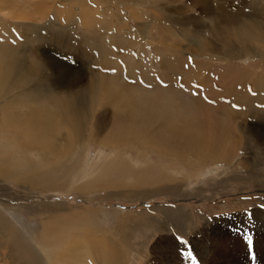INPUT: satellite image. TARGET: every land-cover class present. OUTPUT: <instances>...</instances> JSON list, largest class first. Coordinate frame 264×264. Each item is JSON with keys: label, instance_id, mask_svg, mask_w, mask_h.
Masks as SVG:
<instances>
[{"label": "rangeland", "instance_id": "rangeland-1", "mask_svg": "<svg viewBox=\"0 0 264 264\" xmlns=\"http://www.w3.org/2000/svg\"><path fill=\"white\" fill-rule=\"evenodd\" d=\"M40 1H0V61L5 62L6 53L13 54L16 61L24 58L28 68L39 73L26 78L25 88L14 90L20 96L8 103L23 117L37 108L57 109V104L71 99L82 106L84 122L77 138L72 124L71 129L58 118L48 136L50 149L23 137L18 144L11 138L6 142L0 132V149L4 150L0 153V264H25L23 250L36 263L52 261L51 245L46 246L51 253L41 254L39 244L61 234L63 242L72 243L67 252L84 255L83 264L260 261L263 255L255 243L264 245V241L254 234L253 226L264 225V137L261 143L249 139V134L244 138L240 124L258 127L256 120L262 119V127L251 131L264 130V52L216 58L212 47L198 46L200 40L215 43L206 27L219 9L215 0H207L210 10L191 0H80L93 17L84 22L79 13L74 14L80 5L76 0H52L46 17L33 11L34 3L41 7ZM222 2L241 16L264 17V0ZM5 7L8 13L2 11ZM184 7L187 10L178 14ZM55 12L68 15V20L65 16L57 20ZM176 16L180 22L172 24ZM190 36L197 42L185 39ZM256 46L254 42L252 47ZM172 59L182 61L183 71L177 77ZM45 62L47 66L39 68ZM228 67L254 77L236 81L232 71V76L224 75ZM62 70L70 79L77 77L72 88L66 93L52 84L48 92L40 89H47L41 84L44 77L53 80ZM223 75L233 87L229 90L241 92L242 97L226 93L229 86ZM10 98L8 94L6 100ZM161 102V109H155ZM196 107L205 114H199ZM147 109L155 116L147 130L158 135L163 130V135H172L170 140L185 149L190 140L182 132H189L184 120L196 115L204 128L219 132L223 140L236 141L240 148L226 159L171 152L145 145L143 140L123 145L111 141L114 134L120 138L118 126L134 122ZM47 234L50 237L43 238ZM83 234L96 240L81 245ZM8 236L13 237L17 252L4 242ZM119 252H130L128 259ZM219 253L222 257L217 263Z\"/></svg>", "mask_w": 264, "mask_h": 264}, {"label": "bare ground", "instance_id": "bare-ground-1", "mask_svg": "<svg viewBox=\"0 0 264 264\" xmlns=\"http://www.w3.org/2000/svg\"><path fill=\"white\" fill-rule=\"evenodd\" d=\"M51 1L52 0H41L40 1L41 7L38 6L39 5L38 3H34L33 5L35 7H37V10L34 7L33 11L34 12H39L40 11L43 15H45V13L47 11H49V9H51V8L48 7V5H50ZM171 1L169 3H171ZM173 1H175V0H173ZM191 1L195 5H198V3L199 4L201 3V5L204 6V4H206L203 7V9L207 8L208 10H210V7L208 6L209 4H208L207 0H191ZM215 1L217 2L216 5H217V7L219 9L215 13H214V11L212 12V13H214L212 18H211L212 21H210L206 25L207 31L210 34H212V39L215 41V43L207 44V43L203 42L202 40H200V42L198 43V46L200 48H205L206 50H208L209 47H212V54L215 55V53H217L216 58H222V57L226 58L227 56H229L231 58H237V56L241 57L242 55H245V54H249L250 55L252 53V55H253L254 51L258 52V53L261 52V51L264 52V20H262V19H264V17L262 19H258V18H255V17H249V18L248 17H244V16H241L239 13L230 11V6H225L224 5L225 3L222 2L223 0H218V1L215 0ZM36 2H38V1H36ZM42 2H44L45 4L42 3ZM76 3H80V5H78V9H76V13H74V14L79 13L81 18H82V21L83 20L86 21V20H89V19H93V17L91 16V13L88 11V8L85 6L86 3H84L83 1L80 2V0L79 1L76 0ZM262 4H263V12H264V2ZM80 7H83L84 10H81ZM58 9H60V8H58ZM180 9L181 10L180 11L178 10L179 12H177L178 14L182 13V9L187 10V8H185V7L184 8H180ZM2 11L8 13L6 7L3 8ZM176 11H177V8H176ZM64 16L67 17L66 20H68L69 16L68 15H64L61 12H55V16L54 17L58 20L60 18H63ZM45 17H46V15H45ZM45 17H41V18L45 19ZM178 22H180V21H179V18L176 16V18L171 23L174 24V23H178ZM118 26H120V25H118ZM232 27H235V28L233 29ZM175 30H176V28H175ZM144 32L146 33L145 30H144ZM177 33H176V35H177ZM34 37L38 38V35L34 36ZM152 37H153V33H152ZM185 39L190 40L191 44H194L195 42H197L196 40H194L193 36H190L189 38L185 37ZM256 41H258L259 44H256ZM254 42H255V45H257L256 47H252V44ZM179 44L181 46L185 45L182 42L179 43ZM6 54H5L6 55L5 60L3 59V61H5V62L0 61V132H1V137L6 142L10 141V138H11L12 139L11 142H16L17 144L22 142V140H20V137H23L26 141H28L31 144L37 143L41 147H46L47 149H50L51 143H50V140H49L50 138H48V136L50 135V131L52 129V125L56 124L58 122L57 121L58 118L63 123L68 122L69 125H70L69 128H71V124H72V126L74 128L73 129L74 130L73 131V133H74L73 136L74 137H77V135L79 136L78 133H80L82 131V128H83V126H82L83 124L82 123L84 122V121H82V118H83L82 106L77 105L71 99L67 100L66 104H64V105H62L60 103L57 104L58 105L57 109L51 108L49 110L41 111L39 108H37V109L31 111L28 115L23 116V117H22V115H24V113H21L20 111L13 110V108L11 107V105L8 102L15 100V96H17V97L20 96V94H18L17 92H14V90L17 91L18 89H20L21 85L23 86V88H25L23 81L26 78H30V77L34 78L33 76H39V73H34L30 68H28L29 66L25 63V61H27V60L24 61V58L22 59L23 62L22 61H16L17 58L15 59V57H13L14 56L13 54H11V55L9 53H6ZM8 60H10V61L6 62ZM226 61H228V60H226ZM32 62L34 64V66L37 67L36 60H34ZM170 62H172V65L175 64L174 65L175 67H178L177 71H175V76L177 77L178 76L177 74L180 73V70L183 71L182 66L180 65V63L182 61H180V59H174V61H173V59H172ZM161 64H163V63H161ZM157 65H159V63H157ZM41 66H47L46 62L43 65H40L39 68ZM229 67H231V66L229 65ZM229 67L227 68V71H226L227 74L226 73L225 74L223 73V74L224 75H228L230 77V76H232L231 73H230V71H232V70ZM202 68H203V66H202ZM262 69L264 70V68H262ZM191 70H192V68H191ZM191 70H189L188 72H190ZM35 71H37V70L35 69ZM232 73L235 75L234 79L236 81L239 80L241 82L242 81H248V78H246V77L248 75L252 74V73L248 74L247 76L244 77L241 74V72L232 71ZM244 73H246V72H244ZM190 74L194 75V71H192ZM224 75H223V82L226 84V82H227V78L226 77H228V76L224 77ZM172 76H174V75H172ZM252 76L254 77V74H252ZM76 78L77 77H74L73 79H70V77H68L64 73V71L62 70V74L57 75V77H54L53 80H51V77H49V78H45L44 77L43 80H42L43 82L41 84H42V87H45L47 89H43V88H40V89L48 92V90L50 91V89H48V86H50V84H52L53 86H55L58 89L62 88L61 89V93H66L67 92V90H66L67 88H72L75 85L74 81H75ZM257 78L260 79V76H257ZM262 79H263V77H262ZM48 81L50 83H48ZM204 81H209V80L208 79H204ZM204 84H203V87H205V86L207 87V85L206 84L204 85ZM226 85L229 86V88H226L228 90H226V89H224V90L227 91L226 93L229 94L230 97L231 96H237V98L242 97V95H241L242 93L241 92H238L236 90L234 92L230 91L233 88L232 85H228V84H226ZM241 88L243 89L242 92L244 90L247 91V89H245L243 87H241ZM25 90L27 91L28 89H25ZM260 92H262V91H260ZM79 93H81V92H79ZM8 94H10V96H12V98H10V100H6ZM259 95H261V93H259ZM17 99H21V98H17ZM136 99H138V98H136ZM74 100H76V99H74ZM2 102H5V103H2ZM170 102H171V100H170ZM162 104H163V102H161V104L157 105V107L155 109L160 110L161 108L159 109V106L161 107ZM171 104H172V102H171ZM178 108H179V106H178ZM41 109H43V108H41ZM195 109L198 111L199 114H200V112H201V114H205V112H206L202 108L200 109V108L196 107ZM132 110H133V108H132ZM132 110H130V111H132ZM148 111H151V110H148V109L147 110H142L141 112L143 114L139 116L140 118L134 119V122L131 121L129 124L128 123H123L120 126H118V130L116 131V136H118L120 138H119V140H117L116 137H115V134H114V139H112L111 141L115 142V143H120V144L123 145V144L128 143L129 140H134V141L143 140L144 141L143 143L145 145H149L151 147H163V148L165 147V148H168L171 152L172 151H175L176 153H178V152L179 153H183L185 151L197 152L198 156H200V157H206V156H214V157H216L217 156V157L226 158V159L230 158L231 154L232 155H236L237 149L240 148V147L237 148L236 141L232 143L231 141L223 140V138H222V136H220L219 132L214 133L215 131H213V130H211L209 128L208 129L204 128V126H203L204 124L201 121L202 118L200 117V115H199V117H198V115H196V117H192V118H188V119L184 120V122H185L184 127L186 125L187 129H188L187 131H189V132H186L185 129H183L182 132H184L183 134L185 135V139H187V141L190 140L189 141L190 143H188V145H187L188 148L185 149V147L182 146V143H179V146H178V144H177L178 142L177 141H176L177 143L175 141H174L175 142L174 143L173 140H170L172 135L170 137L166 136L165 134L163 135V130H162V133L160 135L156 134L155 132H153L150 129H149L150 132L147 130L146 127H147L148 122L153 120V118H155V116H152L151 114H149ZM241 111H242V109H241ZM135 112L136 111H134V113ZM132 113H131V115H135L134 113L133 114ZM190 113H192V112H190ZM241 113H243V112H241ZM169 116H172V115H170V113H169ZM175 118H176V116H175ZM121 119H126V117L125 118H121ZM164 119H168V118H164ZM261 120L262 119H257L256 120V122L258 123L257 124L258 127H255L254 125L252 126L251 124H249L247 122L246 123L245 122L241 123L240 124V128L242 129L241 135L245 138L246 134H249V136H250V138L248 137L249 139H256L257 141H259L261 143L262 136L264 137V132H262V131H264V130L258 131V132L251 131L253 129H258L259 126H261V122H263ZM167 121L168 120H166L165 122H167ZM174 121H175V119H174ZM119 122H121V121H119ZM123 122H125V121H123ZM116 124H118V120H117ZM171 124H173V123H171ZM59 125H60V122H59ZM173 126L175 127L176 125H173ZM182 127H181V129H182ZM175 131H176V129H175ZM157 132L159 133V131H157ZM164 133H166V131ZM170 133H172V131ZM16 136H17V138H16ZM242 136H241V138H242ZM230 137L231 136H229V139H230ZM175 138H177V137L175 136ZM246 138H247V136H246ZM75 140H77V139H75ZM111 141H110V143H111ZM152 143H156V144L155 145H151ZM105 144H106V140H105ZM53 148L55 149V147H53ZM165 151H166V149H165ZM0 153L4 154V150L0 149ZM241 164L244 165L243 163H241ZM262 212H263L262 214H264V210ZM254 213H256V212H254ZM1 221L2 220H0V227H3V223ZM254 223H256V222H254ZM257 223H258V220H257ZM243 229H244V231H247V228L243 227ZM253 230H254V234L256 236H260L261 239L264 241V225L260 226L259 223H258L257 225L253 226ZM61 235L60 236L59 235H55L52 238L48 239L47 240L48 242H46V240L45 241L43 240V243L39 244L41 246V249H40V252L38 251V253H41V254H42V252L48 254V252H50V251H48L47 249H51V247L53 248V252H52L53 255L52 256L54 258L52 257L53 258L52 261L49 260L50 258L47 260V256H46L45 259L47 261H43V263H41L42 262V260H40L42 258V256H41V258L39 259L40 261L36 260V261H38L36 263L33 258L26 256V252L23 250V252H24L23 259H25V257H26L25 264H33V261H34V264H39V262H40V264H83L84 258H82V256H84V255L83 254L81 255L80 253H77V252H75L73 250L70 253L67 252L66 248H69L68 246L70 244H72V243L67 244V243H65L66 240H65V242H63V239H62L63 235L62 236ZM78 236L79 235H77L76 237H78ZM104 236H106V235H104ZM48 237H50V235L47 234V236H45L43 238L47 239ZM89 239L90 238L88 236L84 235L83 238L80 239L82 241H80V240L79 241H80L81 245H83L85 243L88 245V244H92V242L96 240V239H92V240H89ZM4 240H5L4 241L5 243H7V244H9L11 246V248L13 249L14 252L18 251L17 246H16V248H14V243L15 242L13 241V237L12 236H8L7 239H4ZM15 241H17V240H15ZM69 242H71V241L69 240ZM251 242H252V240H251ZM75 243H76V241H75ZM47 244H50L51 247L48 246L47 249H46ZM65 244H67V246H65ZM255 244L260 249L261 254L263 255V258L262 259L260 258V261L256 262L255 264H264L263 261H262L264 259V245H260L259 241H256ZM80 247L81 246H78V248H80ZM127 248H129V247H127ZM248 248H249V246H248ZM103 249H104V255H106L107 254V249L106 248H103ZM3 253H5V252H3ZM75 253L78 254V255H76ZM98 253L102 254L103 252L100 250V251H98ZM129 253L127 252V253L124 254V252H121V253L119 252L120 256L122 254H124L125 256H127V259L129 257L128 256ZM41 254H39V255H41ZM218 256H219V260L217 261V263L221 262V257H222L220 253L218 254ZM13 259H14V257H13ZM20 264H23V263L21 262Z\"/></svg>", "mask_w": 264, "mask_h": 264}, {"label": "snow or ice", "instance_id": "snow-or-ice-1", "mask_svg": "<svg viewBox=\"0 0 264 264\" xmlns=\"http://www.w3.org/2000/svg\"><path fill=\"white\" fill-rule=\"evenodd\" d=\"M189 255H191V253H189Z\"/></svg>", "mask_w": 264, "mask_h": 264}]
</instances>
